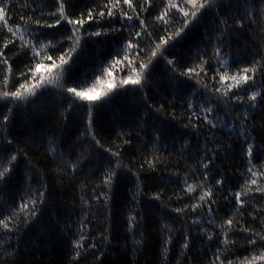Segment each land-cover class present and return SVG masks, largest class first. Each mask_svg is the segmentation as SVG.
Masks as SVG:
<instances>
[{"label": "snow or ice", "instance_id": "1", "mask_svg": "<svg viewBox=\"0 0 264 264\" xmlns=\"http://www.w3.org/2000/svg\"><path fill=\"white\" fill-rule=\"evenodd\" d=\"M163 7L155 10L153 0H17L20 8L28 14L19 17V23L12 21L13 0H0V107L6 112H0V127L4 129L0 133V184L7 183L19 165L20 150L10 148L15 137L9 134V125L12 122L14 112L28 107L39 111L46 106L48 97H54V103L62 108L61 120H67L69 114L78 109L87 112V127L91 135V141L97 148H103L108 153L107 161H104L103 153H100L98 168H90V173L101 175V183L97 185L100 191L92 190V200L107 205L114 179L118 170L126 167L122 162L120 146L113 151L104 148L95 134L91 132L94 110H98L105 104L111 103L117 95H142L147 103V93L144 89L149 84V77L157 64L163 62L172 73L170 81L177 94L184 99L189 111L185 128H199L197 122L208 125L211 129L229 127L231 130L239 129L238 135L243 139L245 147L244 155L249 167L246 170L244 183L239 191H229L224 200L231 203L229 197H234L235 208L232 214L217 223L221 209L215 199L214 187L219 186L223 191L226 180L223 175L219 179L211 176L209 165L216 159L213 151L205 162V157L198 158L199 167L190 168L183 173L182 192L176 194L178 201H183L187 196L191 203L184 202L182 207H175L172 212L187 221L189 213L193 214L191 226L197 231L193 236L180 228V237L174 240V229L168 223L162 225V231L167 232L163 240L161 258L167 262L170 246L182 238L177 264H196L189 256L192 250V240L199 237L206 238L209 242H215L216 233L222 237L219 240L211 257L206 264H264V207L251 204L248 212L252 220H259L260 230L243 223L244 212L248 211L247 201L256 199L254 193H259V199L264 200V171L258 170L252 163L253 159L260 158L264 162V137L257 144V138L252 135L249 128L250 116L264 106V44L253 51L251 59L246 63L231 62L227 58L229 48V34L239 32L244 28L247 20L249 23H257L258 18L264 20V0H161ZM35 5V6H33ZM223 11L225 18L221 19L219 13ZM208 13H216V33L209 35L205 43L210 49L204 48L197 51L194 62L185 64L183 69L172 53L178 38L186 35ZM142 14L152 16L153 24L149 30L146 18ZM228 17L233 18V25H229ZM127 33V37L117 42L114 52H110L111 60L104 66L100 61V67L88 70L84 73L78 71L77 60L85 51L88 44L103 45L110 36H121ZM162 33V34H161ZM175 42V43H173ZM9 52L13 54L8 55ZM166 53L168 55H166ZM73 54H76L75 57ZM172 55V58H169ZM258 57V58H257ZM232 63L237 67L231 70ZM124 73L119 78L114 72ZM259 76V79H257ZM194 81V83H192ZM188 90L185 98L184 93ZM39 102V103H38ZM147 107L160 113L165 110L164 104ZM223 109L224 116L219 113ZM235 108H242V114H237L229 120ZM261 114H264L262 111ZM149 113H145L148 116ZM176 119L175 114L172 115ZM147 120L143 123L147 124ZM144 131L143 126L140 127ZM44 132V130H42ZM34 129H30V135ZM46 134V133H45ZM84 134H82L83 136ZM121 137L125 134L121 133ZM131 135V133H127ZM162 140V135H157L149 142L153 145L151 158H146L140 165H144L155 171L158 164H163L164 159L157 145ZM92 144L86 139L82 141ZM72 147L65 141H57L55 135L49 137L44 150L50 154L53 160L59 158L57 173L68 171L76 174L80 171V165L89 159L87 150L79 153H69L65 158V152L57 151L59 144ZM124 145H131L130 139L123 141ZM190 142L185 140L178 152L184 156L190 150ZM75 154L73 161L70 157ZM190 155V152H189ZM207 155V153H206ZM27 158V154H25ZM131 171V168H128ZM136 175L138 194H142L140 188V176ZM176 179H181L179 172L172 173ZM30 180L34 177H29ZM192 180L189 183V180ZM210 179L214 182H210ZM40 183L39 181H37ZM46 185L40 183V187L33 189L29 185L28 191L21 196L18 207L7 202L0 201V215L7 211L0 219V264H19L18 244L13 246V235L19 236L20 225L26 228L29 223L38 217L39 206L45 203ZM163 191L156 192L151 200L162 201ZM84 215L78 221L73 233L75 238L71 241L70 264H81L90 255L94 256L93 264H105L106 245L110 243L108 226L100 232L99 240L92 236L88 228L90 221L88 215L92 204L90 200L81 197ZM133 202L139 205L137 195L133 196ZM239 213L240 219H237ZM22 216V219H21ZM140 219L138 212H132L127 217V229L132 237L133 252L143 247L142 239H136V230ZM71 229V226H66ZM208 227L213 232L208 231ZM141 237L143 233H140ZM232 235H243L246 240L245 247L248 255L242 258L236 256V241ZM232 257H236L233 259ZM130 264V262H125ZM200 264H205L204 259Z\"/></svg>", "mask_w": 264, "mask_h": 264}, {"label": "trees", "instance_id": "2", "mask_svg": "<svg viewBox=\"0 0 264 264\" xmlns=\"http://www.w3.org/2000/svg\"><path fill=\"white\" fill-rule=\"evenodd\" d=\"M22 2V0H21ZM41 0H37L40 3ZM154 12L163 7L161 0H153ZM12 21L19 23V17L22 14H28L26 10L20 8L17 0H13ZM35 6V5H33ZM256 6L259 7V0H256ZM146 18L149 30L153 24L152 16L142 14ZM221 19L225 18V13H219ZM217 18L216 13H208L199 22L198 25L187 31L186 35L178 38L172 50L178 66L183 69L185 64H192L198 50L208 48L210 45L205 43L209 35H215ZM229 25H233V18L228 17ZM162 34V33H161ZM127 37L125 32L123 37L110 36L106 38L103 45L88 44L85 51L77 60L78 71L84 73L88 70L100 67V61H104V66L111 60L110 52H114L117 42ZM175 43V42H173ZM264 44V20L258 18L257 23H244V28L239 32L229 34V48L227 58L231 62L236 60L246 63L251 59L253 51ZM13 53L9 52L11 56ZM74 57L76 54H73ZM166 55H168L166 53ZM172 58V55H169ZM258 58V57H257ZM236 63H232L231 70H235ZM124 73L114 72L118 78ZM172 73L165 63L156 65L149 77V84L144 89L147 93V103L142 95H117L111 103L105 104L98 110L93 111L91 132L95 134L97 140L101 142L104 148H111L113 151L120 146L122 153V162L126 167L118 170L117 177L114 179L111 191L108 193L110 199L107 205L102 202L92 200V190L96 192L100 188L96 186L101 183V175L90 173V168H98L100 164V153H103L104 161L108 159V153L103 152V148H97L91 141V135L87 127V112L84 109H78L69 114L68 119L61 120L60 113L63 111L54 103V97L46 98L48 103L42 106L39 111L33 107H28L14 112L12 122L9 125V134L15 137L10 148L20 150L19 165L12 174L7 183L0 184V201L18 207L20 198L29 188L40 187V183L46 185L45 203L39 206L38 217L25 228L20 225L19 236L13 235V246L18 244L19 264H70L71 261V241L78 221L84 215V208L81 197L90 200L92 204L88 215L92 236L99 240L100 232L104 231V226H108L110 243L106 245L105 264H177V258L180 253V243L182 238L176 240L168 254V261L161 258L163 240L167 236L166 231H162L164 223L170 224L174 229V240L180 237V228L184 225L185 230L193 236L197 235L198 230L191 226L193 214L189 213V219L184 221L178 214L172 212L175 207H182L184 202L191 203L187 196L183 201L176 199V194L184 195L182 192L183 173L189 172L190 168L199 167L197 160L199 157H205V162L211 157L213 151L216 159L209 165L211 176L219 179L221 175L225 177L223 191L219 186L214 187L215 199L221 211L217 223L225 218V209H228L227 215L232 214L235 208L234 197H229L231 203L224 200L229 191L235 192L241 190L245 176L249 167L248 161L244 155V141L239 137V129L231 130L229 127L211 129L208 125L201 122L197 130L192 127L185 128L189 111L185 106L184 99L174 90L170 81ZM259 79V76H257ZM194 83V81L192 82ZM186 98L188 90L183 94ZM39 103V102H38ZM148 104L153 107H159L164 104L165 110L157 113L147 107ZM242 108H235L231 117H224L229 120L237 114H242ZM264 106L258 109L250 116L249 128L252 135L257 138V144L261 143V137H264ZM0 112H6V109L0 107ZM149 113L145 116V113ZM173 113L176 119L172 118ZM224 116L223 109L219 113ZM147 120V124L143 121ZM143 126L144 131L140 130ZM30 129L34 133L30 135ZM44 130V132H42ZM4 129L0 127V133ZM46 133V134H45ZM121 133L125 134L121 137ZM131 133V135H127ZM55 135L57 141H65L72 147H66L61 143L57 147L65 152V158H69V153H79L87 150L89 159L80 165V171L76 174L65 171L57 173L59 158L53 160L44 148L48 144L49 137ZM82 134H84L82 136ZM157 135H162V140L157 145L160 148L163 164H158L155 171L151 170L147 164L143 169L140 165L146 158L150 159L153 152V145L149 141ZM89 141L92 146L84 144L83 140ZM125 139L131 140V145H124ZM188 140L190 142V155L186 152L181 156L178 152L180 145ZM207 153V155H206ZM27 154V158H25ZM73 161L76 155L70 157ZM253 164L258 170L264 171V162L260 158L253 159ZM131 168V171L128 170ZM179 172L181 179H176L172 173ZM140 176V188L142 194H138L136 175ZM29 177H34L30 180ZM39 181L40 183H38ZM192 180H189L191 183ZM210 182H214L210 179ZM163 191L162 201L151 200L156 192ZM137 195L140 203L136 205L133 202V196ZM256 199L247 201L248 211L244 212L243 223L256 230H260L259 220L253 221L248 212L251 211V204L257 207H264V200L259 199L260 194L254 193ZM132 212H138L140 219L139 227L136 230V239H142L143 247L137 251L132 250V237L127 229V217ZM7 211L3 215H7ZM0 215V219L3 218ZM240 219L239 213L236 214ZM22 219V216H21ZM66 226H71L68 229ZM209 232H213L208 227ZM143 233L141 237L140 233ZM222 237L219 232L216 233L215 242H209L204 237L192 240V250L189 256L200 264L204 259L211 257ZM236 241V256L243 257L249 253L243 245L246 240L243 235H232ZM235 259L236 257H232ZM94 256H89L82 260L81 264H93Z\"/></svg>", "mask_w": 264, "mask_h": 264}]
</instances>
